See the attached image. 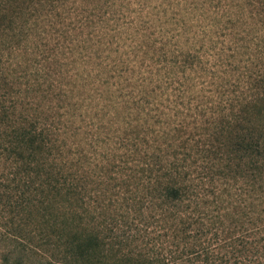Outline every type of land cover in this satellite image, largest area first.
<instances>
[{"label":"trees","instance_id":"trees-1","mask_svg":"<svg viewBox=\"0 0 264 264\" xmlns=\"http://www.w3.org/2000/svg\"><path fill=\"white\" fill-rule=\"evenodd\" d=\"M97 2L0 0V169L42 251L0 264H264V0H192L124 90Z\"/></svg>","mask_w":264,"mask_h":264},{"label":"rangeland","instance_id":"rangeland-1","mask_svg":"<svg viewBox=\"0 0 264 264\" xmlns=\"http://www.w3.org/2000/svg\"><path fill=\"white\" fill-rule=\"evenodd\" d=\"M104 1L99 0L97 3L90 4L93 8L88 4L85 13L89 14L90 19L100 18L98 23H104L102 33L111 31L102 38L103 45L99 51L96 50L95 59L103 67V71L105 70L108 85L114 88H121L128 82V79L124 78L119 84L116 78L117 68H123H120V64L130 63L136 70L148 64L146 68L155 69L160 65L158 57H164V52L172 46L174 35L179 30L178 25L200 12L196 9L187 15L188 7H193L192 0H108L107 3ZM221 1L219 8L227 7V3L231 0ZM216 5H219V2ZM100 16L105 18V22ZM207 23V14H203L201 19L199 16L198 24L201 31ZM254 26L252 21L240 22L236 28L237 37H243V43H248L253 35L255 36ZM88 29L85 28V31ZM69 75H71L70 72ZM109 75L115 77H109ZM134 75L137 73L135 72ZM73 77L74 75L72 79H77ZM126 87L125 85L122 90ZM81 93L85 104L94 103L98 95V93L97 95L91 93L87 88ZM84 122L87 123L86 132L91 135L94 128L91 130V125L88 126L89 118ZM1 171L0 169V256L3 251L15 250L26 258L30 257L29 261L33 257L38 259L42 252L37 247L39 224L29 222L25 209L14 205L17 198L18 201L21 199L11 190L13 186L3 176L7 173L1 174Z\"/></svg>","mask_w":264,"mask_h":264}]
</instances>
